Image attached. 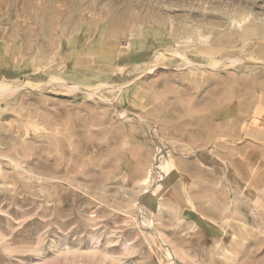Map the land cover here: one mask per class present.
<instances>
[{"label":"rangeland","instance_id":"1","mask_svg":"<svg viewBox=\"0 0 264 264\" xmlns=\"http://www.w3.org/2000/svg\"><path fill=\"white\" fill-rule=\"evenodd\" d=\"M0 83V264H264V0H0Z\"/></svg>","mask_w":264,"mask_h":264},{"label":"bare ground","instance_id":"2","mask_svg":"<svg viewBox=\"0 0 264 264\" xmlns=\"http://www.w3.org/2000/svg\"><path fill=\"white\" fill-rule=\"evenodd\" d=\"M162 54H165V52H162V51H160L159 53H158V55L159 56H161ZM159 58V57H158ZM8 86H10V83H7V82H5ZM0 85H2L1 83H0ZM4 88H6L5 86H3ZM13 87V86H12ZM2 88V87H1ZM10 88H11V86H10ZM15 88V87H14ZM13 88V89H14ZM8 88H6V90H7ZM12 89V90H13ZM16 89V88H15ZM14 89V90H15ZM87 89V88H86ZM92 89V88H91ZM5 90V89H4ZM13 90V91H14ZM93 90V89H92ZM10 91V90H9ZM8 90H7V93L9 92ZM4 93H6V91H3ZM2 96V95H1ZM256 116V115H255ZM125 142V141H124ZM216 144V143H215ZM125 147V146H124ZM123 147V148H124ZM117 148V147H116ZM126 148V147H125ZM121 149H122V147H121ZM118 150V149H117ZM148 158V157H147ZM146 159V158H145ZM118 164V163H117ZM146 164H148L147 162H146ZM169 167H170V162L169 161H167V162H165V163H162L161 164V166H159V168H161L163 171H167L168 169H169ZM115 168V167H114ZM142 169V168H141ZM27 170H29V169H27ZM142 174H143V177L140 179V182H142V183H140V185L142 184L143 185V189H147L146 191L148 192H150L148 195H146L144 198H143V200H142V202L140 203V211L142 212V213H144V212H146V213H148V215H149V221L150 222H152V217H153V215H155V210H154V206H160L161 204H163L164 202H159L158 201V196H162V198H164L165 197V195L168 193L167 191H166V189L168 188V184L167 183H169V181L170 180H172L173 179V176H167L166 178H165V182L164 183H162V184H156V187L153 189V187L151 186L152 185V181H151V178H148L147 177V175H148V172H147V169H146V167H144L142 170ZM162 171V172H163ZM140 172V171H139ZM138 173V172H137ZM166 174V173H165ZM162 176V175H161ZM159 177V176H158ZM163 178H164V176H163ZM163 178H161V179H163ZM152 179H154V178H152ZM159 179V178H158ZM250 181H251V179H249ZM188 183V182H187ZM185 184V183H184ZM181 191V190H180ZM186 192V191H185ZM170 195V197L172 196V193L171 194H169L168 193V196ZM181 198V197H180ZM182 199V198H181ZM242 199V198H241ZM240 199V200H241ZM186 200V199H185ZM184 200V201H185ZM195 200V199H194ZM244 200V199H243ZM244 201H246V200H244ZM189 205H191V204H189ZM165 210V209H164ZM170 211V210H169ZM171 214V213H170ZM244 214V213H243ZM174 215L175 216H177L175 213H174ZM256 215V214H255ZM141 216H143V215H141ZM164 216V215H163ZM172 216H173V214H172ZM162 217V216H161ZM166 217V216H165ZM143 218H145V217H143ZM238 218V217H237ZM259 218H260V216H259ZM160 219V218H159ZM182 219V218H181ZM244 219V218H243ZM261 220V219H260ZM259 220V221H260ZM238 222V221H237ZM243 222V221H242ZM167 250V249H166ZM166 254H167V252H166ZM168 257V256H167Z\"/></svg>","mask_w":264,"mask_h":264}]
</instances>
